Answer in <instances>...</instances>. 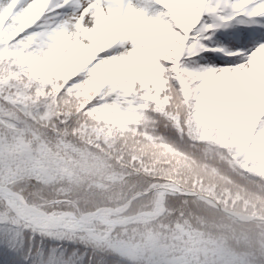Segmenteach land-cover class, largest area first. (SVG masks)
<instances>
[{
  "label": "snow or ice",
  "instance_id": "6c2138e0",
  "mask_svg": "<svg viewBox=\"0 0 264 264\" xmlns=\"http://www.w3.org/2000/svg\"><path fill=\"white\" fill-rule=\"evenodd\" d=\"M208 214L264 264V0H0V264H206Z\"/></svg>",
  "mask_w": 264,
  "mask_h": 264
},
{
  "label": "trees",
  "instance_id": "16d2710c",
  "mask_svg": "<svg viewBox=\"0 0 264 264\" xmlns=\"http://www.w3.org/2000/svg\"><path fill=\"white\" fill-rule=\"evenodd\" d=\"M229 208L245 216L250 215L252 212L251 205H249L248 211L245 212L244 205L241 201L237 202L235 206H229ZM193 228L196 230L197 240L201 242L199 245L204 243L207 233H209L212 238H217L223 233V239L220 241L222 249L227 250L228 248V252L235 256H243L246 252L252 251L254 248L255 225L251 223H233L219 215L208 214L200 222L194 221ZM206 264L222 263L216 261V257L208 252ZM232 264H234V262H232Z\"/></svg>",
  "mask_w": 264,
  "mask_h": 264
},
{
  "label": "rangeland",
  "instance_id": "374dc122",
  "mask_svg": "<svg viewBox=\"0 0 264 264\" xmlns=\"http://www.w3.org/2000/svg\"><path fill=\"white\" fill-rule=\"evenodd\" d=\"M237 202H239V201H237ZM229 206H232V205L230 204ZM213 230H215V229H213ZM222 239H223V233L221 235H219L217 238H212L210 236V234L207 233L204 243L199 245V246L205 248L207 250V252H210V254L214 255L216 257V261H219L222 264H232V262H234L232 257H234L235 255L228 252L229 251L228 248H227V250L222 249V245L220 243V241ZM254 246H255V243H254Z\"/></svg>",
  "mask_w": 264,
  "mask_h": 264
}]
</instances>
